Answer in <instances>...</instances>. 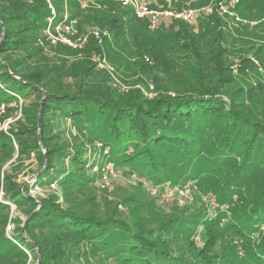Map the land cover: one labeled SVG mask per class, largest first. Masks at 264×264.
I'll list each match as a JSON object with an SVG mask.
<instances>
[{"label": "trees", "instance_id": "1", "mask_svg": "<svg viewBox=\"0 0 264 264\" xmlns=\"http://www.w3.org/2000/svg\"><path fill=\"white\" fill-rule=\"evenodd\" d=\"M145 1L154 9L171 8ZM108 2L132 12L128 19L148 27L147 20L137 18L130 6ZM111 14V10H98L90 23H102L109 36L118 38L128 33V27L135 28L129 20L122 24L123 29L115 20H105ZM50 16L49 0H0V105L7 112L19 111L26 121L16 118L7 133L0 130V174L2 165L16 155L10 162L12 170L2 172L0 178V264H30V255L34 264H223L204 255L211 241L206 238L196 257L178 250L163 230L170 218L159 221L168 215L145 196L142 185L115 199H104L94 191L96 181L113 170L137 177V184L175 182L174 173L181 180L193 171L202 177L205 187L216 184L213 189L221 186V192L227 187L242 199L235 202V213L226 226L221 221L228 218H209L200 208L190 218L196 224L183 230L199 224L206 234L221 228L229 239H239L249 222L248 236L260 229L264 225V109L258 118V110L242 107L231 95L254 96L252 84L260 82L253 79L264 73V44L238 47L239 54L232 60L231 47L216 28L221 15L199 14L198 26L200 22L213 25L216 35L208 33L205 42L201 35H194L191 43L179 48L174 46L175 38L166 40L168 34L160 40L168 44V50L159 62L163 65L169 57H178L174 72L184 65L181 73H189V77L174 78L167 68L168 79L162 82L166 91L150 99L139 95L122 98L103 80L93 79L94 64L72 60L66 68L56 64V57L46 56L50 42L45 30ZM61 19L55 13L51 24ZM173 23H180L188 33V24L182 20L161 28ZM133 33L135 36L136 31ZM97 42L91 36L85 50L101 53ZM116 44L112 40L108 47ZM159 48L162 46L156 41L145 49L156 57L163 52ZM74 65L79 71L72 70ZM64 72L73 82L65 80ZM169 90L174 95L167 94ZM29 158L37 163L32 174L38 173L21 186L16 177L19 170L14 171L13 164ZM107 163L112 172L106 170ZM207 172L213 173L212 178ZM216 175L224 176L222 183L214 179ZM31 186L44 187L46 193L31 197ZM259 186L263 188L257 194L254 190ZM118 203L129 211L119 212ZM10 205L23 217H11ZM171 212L176 225L186 209L172 207ZM199 213L203 214L201 220ZM8 222L14 225L11 235H6ZM259 246L251 253V264H264V242Z\"/></svg>", "mask_w": 264, "mask_h": 264}, {"label": "rangeland", "instance_id": "2", "mask_svg": "<svg viewBox=\"0 0 264 264\" xmlns=\"http://www.w3.org/2000/svg\"><path fill=\"white\" fill-rule=\"evenodd\" d=\"M225 1L227 3L229 2V0ZM107 2L108 0H90V2L85 3H81L79 0H60L56 2L49 0L53 11L56 14H61V16L66 14L67 21L72 22V25L68 33L60 34V40L59 38L53 39L52 37L54 43L50 41V45H47L48 48L45 49L44 52L46 53V56L56 57V64L64 65L66 68L71 66L72 60L79 61V63H81L82 60H85L88 65L94 64L93 79L103 80V82L110 86V89H113V91L122 98L130 95H139L144 96L146 99H150L151 97L158 95L160 91H166V87H164L165 85H163L162 82L168 79V74L166 73L167 68L171 69L170 76L173 75L174 78L182 80L189 77V73H181V71L183 72V70L186 69V66L184 65H181L182 69L178 71L179 73L174 72L173 64L178 57H169V62H166L163 65L159 62V58L164 57L168 50V44L160 41L165 40L164 36H167L166 34H168L166 40L175 38L177 43L174 44V46H176L175 48H179L180 44L191 43L192 41L189 39L194 35L195 37L201 35L202 37L199 38L201 41L205 42L208 33H213L214 35L218 33L217 30H211L213 25H209L206 22H200V25L198 26L197 22L201 21V19H197L198 17L188 23L186 22L188 24V33L184 32L185 29L180 27V23H173L168 28H161V22L156 27L160 28L154 30V32L148 27L146 28L145 24L144 26L143 24L141 26V22H133L131 19H128L129 16H132V12L125 11L124 8L115 3L113 6H109V2ZM151 2L160 6L165 5L168 8L171 7L177 9L183 7L202 8L212 4L213 0H151ZM98 10L112 11V17H107L105 20L113 19L116 24L121 25L123 23L126 24V20H129V24L131 22V25L135 28L128 27V33L120 35L119 38L117 36L111 37L109 36L107 28L102 27L104 26L102 23H100L101 26H93L90 23L91 16H93ZM229 10L231 15L221 16V19L219 20L220 25H216V28L221 30L222 36H224L223 38L229 47H231V56L232 60H234L239 54L236 52L238 47L248 48L250 46H255L256 48H259L264 44V0H237L234 6L229 7ZM123 11L125 12L123 13ZM235 17L238 18V21L233 23L232 20ZM121 28H124L123 25ZM133 29L136 31L135 36H133ZM141 29L143 31H141ZM95 31L100 32L97 44L101 47V53L98 51L85 50L88 39L91 38ZM181 32L183 35H181ZM83 34H88L87 41L80 40ZM104 35H107L105 37L106 40H102V36ZM64 38H67L70 43L65 42ZM112 40L117 44L108 47ZM156 41L159 46H162L159 50H162L163 52H160L159 56L152 57L151 54L147 53L145 48L150 44H154ZM52 44L56 45V47ZM142 49L145 50L143 51V55H141ZM159 50H157V53H159ZM113 53L117 56H112ZM256 64L259 65V63ZM72 70L79 71V67L74 65ZM101 72H104V74L102 75ZM64 76L66 77L65 80L67 82H73V79L67 77L66 72H64ZM253 80L254 83L260 82L257 85L252 84V88L250 89L256 97L255 103V97H250L252 95L248 96L243 93H233V95L229 94L227 96L229 98L231 95L235 101L241 102L242 107H246L245 105H247L252 111L258 110L257 117L260 118L261 109H264V73L256 74V77ZM173 92L174 91L169 90L167 91V94L172 96L174 95ZM16 118H19L20 120L22 119V122H26L24 115H21L19 111H15V113L12 111L7 112L3 108V104L0 105V130L7 133L10 129L9 124ZM36 129L39 131V123H37ZM69 132L71 131L69 130L68 133ZM15 159L16 155L14 154L12 159L2 165L0 178H2V172H9L12 170V168L9 167L10 162ZM23 163L15 162L13 167L14 171L17 172L19 170L17 172L18 175L16 176L17 179L21 181V184H26L27 182L32 181L29 178L31 177L32 171L36 168L37 163L34 158L26 159ZM201 163L203 164V162ZM185 166L186 165H184V167ZM189 174L193 177L189 178ZM176 175L178 176L176 177ZM212 175L213 173H210L208 178H212ZM173 176L175 177L173 178L175 179V182L162 181L158 184H154V182L146 181L145 184L143 182L137 184V177L133 176L130 178L122 174L120 171L113 170L112 174H106L105 177H101L96 181L98 189L94 192L98 193V196H101L104 199L106 197L108 199H115L118 194L126 195L132 190L138 188L139 185H142L141 190H143L145 196L150 197V199L153 200V204L158 208L160 207L161 213L166 212L168 215L167 217L162 216L159 221H166L167 219L172 218L171 220L169 219L167 226L164 227L163 230L168 233L170 236L169 240H171L172 243H177V246H179L177 247L178 250H181V252L187 251L190 256L196 257L199 253L198 249L204 247L206 238L211 241L208 243L204 255L214 257L215 260L219 263L222 262L223 264H251V253L258 249L260 247L259 245L264 242V225L258 224V226L260 225V229L253 230L248 236L249 222V225L247 224L245 229H241L244 230L245 233L244 237L239 239H229L227 232H224V229L221 228L212 229L206 234V230L198 226L199 224L195 229L183 230L196 224L197 221L190 218L193 214H196L198 212L197 210L200 208L204 211V215L207 214L210 216L209 218H213V215L223 219L228 218L225 221H221V224L226 226L232 218V215L235 213L232 210L236 205L235 202L242 199L241 194H231L232 190L227 187H225V190L222 192L220 191L221 186L213 189V186H216V184L210 185L209 183L205 187L202 177H196L193 171L188 173L186 177L188 179L183 178L184 180L186 179L185 182L191 183V189L189 191L185 190L184 193L187 191L185 195H180L177 191L170 193L168 189L169 187L181 186L184 183L183 179H179V174L174 173ZM173 176L168 179L171 181ZM223 177V175H216L214 179L219 180L222 183ZM178 180L180 181L177 182ZM221 183H218V185H221ZM186 184L187 183H184L183 186ZM193 184L194 187L192 186ZM145 186H147V188ZM260 187L261 186L257 187V190H254V192L258 194L263 188ZM239 188L243 191L241 186ZM55 189H57V187ZM240 189L238 190L240 191ZM28 191L31 196L40 195L45 192L44 187L40 186H31ZM57 194H60V190ZM207 195L213 196L214 202L212 204H206L204 202L203 207L202 198ZM101 197H99V199ZM117 205L119 212L127 213L129 211V207L123 203H118ZM10 207L11 217H15V215L19 214V212L14 209V205H10ZM172 207L186 209V213L178 219L179 223L176 225L172 224L177 221L175 218L173 219V213L171 212ZM203 214H200L197 218L201 220ZM19 216L23 217L22 214H19ZM13 226L14 225L11 222L6 224V235H11ZM191 232L194 233L192 236H190ZM28 260V263L34 264V259L31 255L28 257Z\"/></svg>", "mask_w": 264, "mask_h": 264}, {"label": "built area", "instance_id": "3", "mask_svg": "<svg viewBox=\"0 0 264 264\" xmlns=\"http://www.w3.org/2000/svg\"><path fill=\"white\" fill-rule=\"evenodd\" d=\"M81 3L90 2V0H79ZM120 2L122 5L130 6L133 10L135 16L139 19H146L148 23V28L150 30H154L160 22L164 25H169L172 21L182 20L185 22H190L191 20L195 19L199 14H210L215 13L217 15H231L229 10L230 6H234L237 0H229L227 3L225 0H213L212 4H209L202 8H194V7H183L177 9H154L148 6V2L145 0H115ZM49 7L51 9V16L48 17V26L45 30L47 40L52 41L53 39H58L61 33H68L69 29L71 28L72 22L67 21L66 14H63L62 19L59 20L55 25H52L51 22L53 21V17L55 12L49 3ZM233 23L238 21V18H233ZM92 36H95L99 40L100 32L95 31ZM53 37V39H52ZM88 34H83L80 38L83 41H87ZM60 40V38H59ZM65 42L70 43L67 38H64ZM95 168V167H94ZM106 170L112 172V165L111 163L106 164ZM187 183L185 186L184 183L181 186H174V187H165L169 189V192H179L180 195H185L187 191L191 188V183ZM183 186V187H182ZM194 187V184L192 185ZM189 187V188H186ZM164 188V189H165ZM187 190L185 193L184 191ZM184 193V194H183ZM203 202L206 204H212L214 202L213 196L207 195L206 197L203 196ZM9 227V226H8Z\"/></svg>", "mask_w": 264, "mask_h": 264}, {"label": "water", "instance_id": "4", "mask_svg": "<svg viewBox=\"0 0 264 264\" xmlns=\"http://www.w3.org/2000/svg\"><path fill=\"white\" fill-rule=\"evenodd\" d=\"M43 167H44V166H42V168H43ZM42 168H41V169H42ZM39 171H40V170H39ZM37 173H38V172H37ZM37 173L31 175V177H30L29 179H30V180L33 179V178L37 175ZM22 185H23V184H21V186H22ZM30 196H31V195H30ZM31 197H32V196H31ZM28 218H29V216H28L27 218L24 219V221H23V226H24V224L26 223V221L28 220Z\"/></svg>", "mask_w": 264, "mask_h": 264}]
</instances>
